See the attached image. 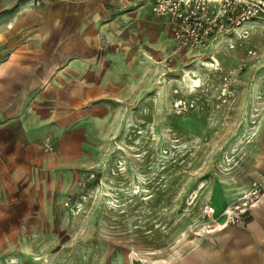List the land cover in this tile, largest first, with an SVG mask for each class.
<instances>
[{
	"label": "rangeland",
	"instance_id": "374dc122",
	"mask_svg": "<svg viewBox=\"0 0 264 264\" xmlns=\"http://www.w3.org/2000/svg\"><path fill=\"white\" fill-rule=\"evenodd\" d=\"M148 27L137 78L91 128L78 174L67 172L63 216L4 261L159 264L205 230V204L220 212L264 175L250 174L264 152V18L196 49Z\"/></svg>",
	"mask_w": 264,
	"mask_h": 264
},
{
	"label": "crops",
	"instance_id": "0c3cea01",
	"mask_svg": "<svg viewBox=\"0 0 264 264\" xmlns=\"http://www.w3.org/2000/svg\"><path fill=\"white\" fill-rule=\"evenodd\" d=\"M148 26L181 48L150 0H0V264L63 216L67 172L78 174L95 150L91 128L137 78ZM256 155L253 179L264 173ZM222 223L159 264H264V197L240 223Z\"/></svg>",
	"mask_w": 264,
	"mask_h": 264
},
{
	"label": "built area",
	"instance_id": "2783aa9c",
	"mask_svg": "<svg viewBox=\"0 0 264 264\" xmlns=\"http://www.w3.org/2000/svg\"><path fill=\"white\" fill-rule=\"evenodd\" d=\"M153 14L168 18L179 47L196 49L217 40L248 22L264 18V0H150ZM264 197V175L228 202L220 212L212 204L203 206L205 230L218 222L236 225Z\"/></svg>",
	"mask_w": 264,
	"mask_h": 264
}]
</instances>
